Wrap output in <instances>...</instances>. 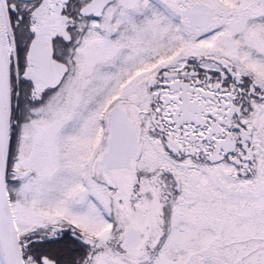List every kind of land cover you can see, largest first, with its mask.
<instances>
[{
    "label": "snow or ice",
    "instance_id": "6c2138e0",
    "mask_svg": "<svg viewBox=\"0 0 264 264\" xmlns=\"http://www.w3.org/2000/svg\"><path fill=\"white\" fill-rule=\"evenodd\" d=\"M0 264H264V0H0Z\"/></svg>",
    "mask_w": 264,
    "mask_h": 264
}]
</instances>
